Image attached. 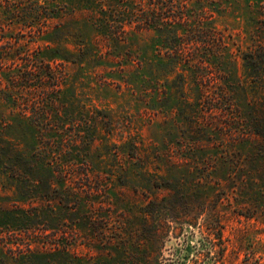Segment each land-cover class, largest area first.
<instances>
[{"label": "rangeland", "instance_id": "1", "mask_svg": "<svg viewBox=\"0 0 264 264\" xmlns=\"http://www.w3.org/2000/svg\"><path fill=\"white\" fill-rule=\"evenodd\" d=\"M83 1L0 0V264H264V0H185L183 53Z\"/></svg>", "mask_w": 264, "mask_h": 264}, {"label": "trees", "instance_id": "2", "mask_svg": "<svg viewBox=\"0 0 264 264\" xmlns=\"http://www.w3.org/2000/svg\"><path fill=\"white\" fill-rule=\"evenodd\" d=\"M184 1L84 0L83 5L76 7V12L79 15L85 14L88 17L87 19L97 31L96 40H103L106 44L120 43L130 29H154L166 34V41L172 39V44L175 43V47L172 48H175L178 53H183L185 49L181 45L182 42L177 43V45L176 42L184 38L187 41L186 43H195L199 39H194L191 36H197L198 33L200 34L203 31L198 24H189L191 18L183 9L186 6ZM195 20L199 23L198 19ZM32 61L29 58L26 59L30 69L37 66L35 64L37 60L35 62ZM203 61L202 59H197V63L202 64ZM40 63L39 69L45 73L47 78L50 77L49 61L40 60ZM45 103L46 101L29 103L31 109L38 115L37 125L43 124L41 122L45 119L41 117H44L48 112H45ZM41 110L44 112H41Z\"/></svg>", "mask_w": 264, "mask_h": 264}]
</instances>
